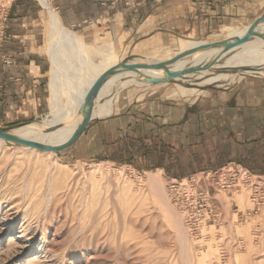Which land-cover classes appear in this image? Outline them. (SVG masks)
<instances>
[{"label":"rangeland","instance_id":"374dc122","mask_svg":"<svg viewBox=\"0 0 264 264\" xmlns=\"http://www.w3.org/2000/svg\"><path fill=\"white\" fill-rule=\"evenodd\" d=\"M157 1L162 0H47L49 9L40 0H0V75L9 71L14 60L30 54L47 58L50 65L43 92L44 112L29 121H15L0 94V128L15 134L20 128L40 124L43 130L55 128L49 132L53 133L61 123L51 113V83L49 92L52 47L58 42L52 40L51 11L83 46L78 51L58 44L64 71L75 80H84L89 73L124 60L152 64L180 54L174 50L181 44L174 50L172 45L163 48L148 59H134L118 51L116 41L107 35L121 18L143 4ZM246 26L249 24L232 29L243 31ZM229 30L198 42L224 41L230 38ZM259 30L264 33V25ZM193 41L185 43L187 48L182 46V51L189 50L188 44L196 43ZM109 49L116 59L105 64L103 59ZM201 54L199 51L180 62H189ZM233 55L228 53L218 64L224 65ZM241 71L256 68L217 70L213 73L235 78L202 87L191 85L197 83L196 76L187 81L175 80L164 84L159 93L171 96L170 101L178 107L196 106L211 94L247 79L264 78L242 76ZM207 73L200 72L198 76ZM126 83L114 91L117 96L113 108L144 86L152 87L130 82L129 78ZM180 87L200 89L202 94L185 98ZM67 101V96L61 98L65 107ZM46 121L54 123L48 125ZM256 144L251 163L264 176V143ZM95 152L98 153L90 152L87 135L60 154L0 140V264H264V212L251 211L254 205L248 196L211 191L224 221L216 227L206 226L205 237L194 240L169 199L173 180L201 174L191 170L186 159L162 160L158 166L146 169L96 156ZM238 163L241 162L226 166Z\"/></svg>","mask_w":264,"mask_h":264},{"label":"crops","instance_id":"0c3cea01","mask_svg":"<svg viewBox=\"0 0 264 264\" xmlns=\"http://www.w3.org/2000/svg\"><path fill=\"white\" fill-rule=\"evenodd\" d=\"M260 17L264 0H162L141 5L113 24L107 35L116 41L118 51L144 60L171 45L174 50L193 40L206 43L198 41L237 25L250 26ZM49 66L47 58L30 54L14 60L0 75V94L13 120L29 121L44 112ZM53 72L52 60L51 78ZM163 86H144L110 115L94 118L82 136L87 135L90 152L146 169L182 158L200 173L239 161L251 173L261 174L251 155L257 142L264 143V78L247 79L184 107L172 103L171 96H162Z\"/></svg>","mask_w":264,"mask_h":264},{"label":"bare ground","instance_id":"6f19581e","mask_svg":"<svg viewBox=\"0 0 264 264\" xmlns=\"http://www.w3.org/2000/svg\"><path fill=\"white\" fill-rule=\"evenodd\" d=\"M40 1H41L40 2L41 4L42 2L47 4V0H40ZM47 7L50 9L48 4H47ZM51 22H52V26L54 29L52 40L53 42L54 40L58 41L52 47V54H53L52 59H53V64H54V72L51 78V100H50L52 103L51 113L53 114V116L56 117V119L61 120V123L59 124V127L57 128V130L53 133H49V132H51L52 130H55V128L43 130L40 124H35L31 126L29 125V126L20 128L16 130V132H13L15 134H12L11 132L10 133L20 139L33 141L36 143H38L39 141H42L43 145L50 146V147H58V146H62L65 143H67L71 139V137L73 136L77 128L82 123L83 116L80 113V109L84 103L87 93L89 92L93 84L100 78V76L105 71L113 67H116L119 64L114 65L112 67L107 65L106 67L101 68L96 73L94 72L89 73L84 78V80H75L73 75L71 77V75L65 73L64 67L61 63V60L58 54V50H59L58 46L59 45L61 46L69 45L78 51L82 50L83 46L81 45V42L77 40L78 38L71 31H69L67 28L64 27L58 15L54 13L53 11H51ZM261 25H264V23L259 25L257 31L264 35V33H262L259 30ZM248 31H249V27L243 31H240L238 29H230L228 31L230 34V38L228 39L236 38V37H243ZM203 45L204 44H201V43H190L188 45V47L190 48L189 50L183 52L182 51L183 48L181 46L179 49L176 48L177 50H174V52L178 51L181 54V53L188 52L191 49L201 47ZM108 51L109 52H107L106 56L103 59V63L105 64L113 62L116 59L115 53L112 52L110 49ZM200 51L202 52L201 54L202 56L206 55L205 58H201L202 56H200L199 58H196L189 62H180L186 59L184 58L179 61L180 63L177 62L178 64L175 63L174 65L170 67L173 71H180L188 67H201L205 65H210L213 61H215L218 58V61L215 64H213L210 69L204 70L208 72L207 74L202 75V76H198L199 73L189 74L185 78V81L193 77L195 78V76H196L195 81H197V83L191 84V85L202 87L204 85L217 84L221 81L233 80L235 78V75L216 74V73L214 74L213 73V72H216L217 70H223V69L232 70L236 68L243 69V68L253 67V68H256V71H243V72L241 71L242 76H250V75H261V77L264 76V36L254 37V39H251L246 44H243L239 48H236L235 50L230 51V52H233L234 55L230 57L225 62V64L222 66L219 65L218 63L230 52H228L227 54H222L223 52L222 47H216L213 49L200 50ZM161 62L155 61L152 64L161 63ZM134 63L143 64L141 62H134ZM164 76H165L164 70H140L139 72L125 71L121 74L110 77L107 80L104 88L102 89L98 99L95 102L93 117L99 118L103 115L110 114L111 110L113 109V102L115 101L114 99L117 96L116 95L114 97V91L116 89L118 90L120 86L127 85L126 80L128 78L130 79V82L137 81L138 83L144 84V82H141V81H145V77L162 78ZM224 78H226L227 80H224ZM229 83H231V81ZM180 89H181L180 91L181 96L185 98H192V97L197 98L198 96L202 94V90L200 89H190V88L187 89L185 87H180ZM63 96H67L68 105L66 107L65 105L63 106L61 103V98ZM65 108L67 109L65 110ZM77 115H78V118L75 119ZM46 122H50V121H46ZM53 123L54 121L48 123V125L53 124ZM1 141L5 142L3 140ZM28 149H31V148H28ZM56 174L58 175L59 173H56Z\"/></svg>","mask_w":264,"mask_h":264},{"label":"built area","instance_id":"2783aa9c","mask_svg":"<svg viewBox=\"0 0 264 264\" xmlns=\"http://www.w3.org/2000/svg\"><path fill=\"white\" fill-rule=\"evenodd\" d=\"M211 191L246 195L254 205L251 211L264 212V176L255 175L240 165L231 164L183 180H173L169 185L170 202L194 240L205 237L206 226L216 227L224 221L223 213L218 212L213 203Z\"/></svg>","mask_w":264,"mask_h":264},{"label":"water","instance_id":"95a60500","mask_svg":"<svg viewBox=\"0 0 264 264\" xmlns=\"http://www.w3.org/2000/svg\"><path fill=\"white\" fill-rule=\"evenodd\" d=\"M264 23V17H260L255 20L250 26L249 31L243 37H236L231 39H226L224 41H218L213 43H205L203 46L191 49L188 52L181 53L174 58L155 64H139V63H131L129 60H124L116 67H113L107 71H105L100 78L93 84L89 92L87 93L84 103L80 109V113L83 116V121L80 126L77 128L71 139L62 146L58 147H50L40 143H36L33 141H28L24 139H20L6 129L0 128V140L5 141L6 143H14L17 145H21L27 148L36 149L41 152H52L56 154H60L62 151L73 148L78 141L85 134L87 128L89 127L91 121L94 119V108L95 102L98 99L102 89L104 88L107 80L115 75L121 74L125 71L139 72L140 70H164L165 76L162 78H154V77H145L144 85L146 86H154V85H162V84H170L175 80H183L189 74L200 73L204 70L210 69L213 64L218 61V58L213 61L210 65H205L201 67H188L186 69H182L180 71H173L170 67L180 60L187 58L200 50H208L216 47H222V54H227L230 51L239 48L243 44H246L254 37H263L264 35L259 33L258 27L260 24Z\"/></svg>","mask_w":264,"mask_h":264}]
</instances>
